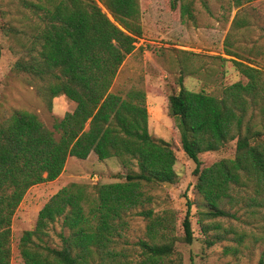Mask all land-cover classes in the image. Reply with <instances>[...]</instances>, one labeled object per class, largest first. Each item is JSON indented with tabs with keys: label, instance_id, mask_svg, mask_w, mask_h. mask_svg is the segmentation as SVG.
I'll return each mask as SVG.
<instances>
[{
	"label": "trees",
	"instance_id": "16d2710c",
	"mask_svg": "<svg viewBox=\"0 0 264 264\" xmlns=\"http://www.w3.org/2000/svg\"><path fill=\"white\" fill-rule=\"evenodd\" d=\"M250 1L233 0L237 8ZM192 4L171 0L173 8L179 6L183 22H195ZM141 19L140 0H9L7 8L0 5V32L17 55L14 70L50 107L61 95L75 103L54 124L59 137L27 110H13L0 122V264H11L12 219L27 190L57 179L70 156L86 159L92 152L97 160L118 157L128 170L125 180L97 183L94 194L86 184L63 186L40 209L34 229L22 234L19 250L24 264H170L176 242L172 214L140 211L148 220V240L139 241V258L124 263L116 251L126 215L149 200L143 186L177 180L178 158L172 143L149 131L145 91L111 90L121 65L143 36ZM249 26V17L238 11L226 38V52L251 63L260 47L252 46L247 57L231 49L234 35ZM233 62L247 81L226 86L221 96L191 90L182 77L180 90L168 96L181 146L196 164V190L207 205L200 212L205 232L224 229L218 217L236 216L226 206L239 204L242 191H252L251 216L264 208V70L241 60ZM232 141L233 157L202 167L200 154L221 150ZM187 205L183 240L192 243V202ZM206 217L213 221L205 224ZM59 218L68 234L61 233V247H52L44 237ZM228 231L238 243L245 241V232L232 226ZM214 241L207 240L210 245Z\"/></svg>",
	"mask_w": 264,
	"mask_h": 264
},
{
	"label": "rangeland",
	"instance_id": "374dc122",
	"mask_svg": "<svg viewBox=\"0 0 264 264\" xmlns=\"http://www.w3.org/2000/svg\"><path fill=\"white\" fill-rule=\"evenodd\" d=\"M192 1L195 22H183L179 6L173 8L171 0H140L144 33L136 42L135 50L121 65L111 88L113 92L120 93L133 87L145 91L149 131L154 138L172 143L178 158L174 166L177 172L174 183H146L143 186L149 200L126 215L127 224L116 244V251L121 252L118 259L130 263L139 258L138 243L148 240V220L138 213L151 209L155 215L173 216L176 242L170 264H264V208H259L258 213L251 216L253 208L248 205L251 190L241 192L244 199L239 204L226 206L236 216L216 219L223 230H202L200 212L207 210V205L196 190V164L181 146L180 132L169 114L168 101L171 93L180 90V77L191 90H206L221 96L226 86L247 81L233 60H241L264 70V0L245 2L238 8L233 0ZM1 4L7 8L9 0H0ZM238 11L249 17L250 26L234 35L231 49L247 57L252 46L260 47L256 62L250 63L246 58L226 52V38ZM10 45L11 42L0 32V122L13 110H27L37 114L45 126L59 137L54 124L72 111L75 103L61 95L52 100L50 107L26 77L14 70L17 55L10 50ZM235 149L236 143L232 141L221 150L200 154L202 167L224 157H233ZM134 169L138 171V168ZM127 172L118 157L97 160L92 152L86 159L70 156L57 179L30 187L12 219L11 264H24L19 250L21 236L25 230L34 229L40 209L63 186L72 182L86 184L94 194V185L124 181ZM188 200L192 202L191 220L195 236L192 243L183 240V219L188 211ZM212 221L208 217L204 219L205 224ZM231 226L246 233L242 244L238 243L235 234L226 232V228ZM61 233L67 235L68 230L59 218L48 228V235L44 237L47 244L61 247ZM216 235L222 238L217 240ZM207 240L215 241L210 245Z\"/></svg>",
	"mask_w": 264,
	"mask_h": 264
},
{
	"label": "water",
	"instance_id": "95a60500",
	"mask_svg": "<svg viewBox=\"0 0 264 264\" xmlns=\"http://www.w3.org/2000/svg\"><path fill=\"white\" fill-rule=\"evenodd\" d=\"M109 16L112 18V16L109 14Z\"/></svg>",
	"mask_w": 264,
	"mask_h": 264
}]
</instances>
